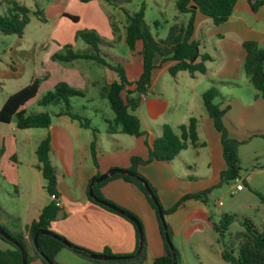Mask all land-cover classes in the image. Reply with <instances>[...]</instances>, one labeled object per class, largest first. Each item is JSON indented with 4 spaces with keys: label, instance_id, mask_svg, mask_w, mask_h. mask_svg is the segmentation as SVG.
Segmentation results:
<instances>
[{
    "label": "crops",
    "instance_id": "obj_1",
    "mask_svg": "<svg viewBox=\"0 0 264 264\" xmlns=\"http://www.w3.org/2000/svg\"><path fill=\"white\" fill-rule=\"evenodd\" d=\"M107 7L109 5L102 0L85 3L79 0H52L48 4L47 16L44 17V21L54 18L50 42H43L41 45H36V42L27 43L23 39V33L21 37L17 36L16 48L9 49L10 62L0 65V91L7 83L19 81L29 74L30 81L34 78L41 79L36 95L45 85L48 92L58 82H65L83 92L80 98L90 101V108L72 97L70 111L88 118L90 126L96 129L97 164L93 163L90 154L93 138L91 129L81 127L77 120L67 115H56L64 110L60 109L55 113L49 112L51 123L47 128L19 129L15 121L4 123L9 129L0 127V175L3 173L2 180L15 187V197H19L21 192L25 196L28 188H33L32 180L36 182L38 178L36 173L41 176L36 168L38 162L34 163L35 149L43 137L49 136L50 161L57 170L58 199L62 210V216L52 221L51 230L72 244L94 253L106 254L109 251L111 255H129L134 253L136 244L133 224L122 215L88 199L90 179L113 167L128 168L132 157L146 158L150 145L161 134L163 125H169L179 134L178 127L193 117L196 119L197 145L189 144L170 161L152 160L140 164L137 172L155 188L158 201L164 209L188 193L217 185L220 172L225 169L226 163L222 155L220 134L202 102L203 92L212 86L218 91L215 102L218 101L216 103L219 109H226L223 121L229 136L248 143L254 139H264V100L254 87L248 86L246 75L242 71L245 57L242 43L254 41L264 48V5L253 11L246 0H238L229 19L218 25L213 24L207 16L196 12L191 38L199 43L201 54L211 57L205 62L206 71L191 75L186 70H180L172 76L169 68L175 64L174 60L163 61L152 70L149 91L142 96L139 106L133 111L140 121L141 130L145 132L143 136L112 133L108 130V121L113 119L114 114L109 116L108 101L107 106L101 105L98 97L106 98L104 88L119 80L114 70L101 65L99 72H102L104 78H97V75L94 76L96 65L100 64L91 59L62 62L51 58L54 53L62 52L65 45L72 46L74 51L87 50V46L83 50L76 48V32L83 21L87 23L83 30H92L96 34L99 32L103 36L111 35L113 38L117 37L116 40L123 38L125 43V24L121 29L112 17L114 13L109 12ZM120 7H124V3ZM120 7L117 6L121 10ZM66 15L76 16L77 20H71ZM188 17L189 15L181 19L180 16H174L173 24L185 23ZM112 23L117 27L115 33ZM99 46L105 52L111 53L102 45ZM141 48L142 42L139 40L135 44L134 54L128 51L127 58L120 57L130 83L138 79L142 70L139 54ZM134 87L131 84L126 89L132 90ZM88 88L97 89L98 95H88ZM10 94L0 95V107ZM36 95L22 106L25 111L26 105L36 99ZM122 95H125V91ZM85 108H88L87 112L82 111ZM97 115L101 117L103 126L96 123ZM33 129L42 131L34 132ZM27 147L30 148L29 159L20 171L21 156ZM256 163L261 164L259 160ZM252 173L245 176L246 182L251 181L253 175L264 174V165H259ZM99 191L105 200L138 219L146 250V259L142 264H153L155 258L164 254V246L155 211L145 196L135 185L122 178L111 179ZM50 201L46 193L41 199L28 197L21 212L3 209L5 223L9 222L10 216H14L26 228L38 218L41 209ZM213 205L218 207L221 203L213 201ZM212 213L218 215L220 211L217 209L213 212L208 202L187 199L174 212L165 215L164 219L174 247L181 248L183 239L198 238L196 248L199 253L204 250L215 264H228L198 237L209 231L217 247H220L217 233L213 229V224L217 222ZM24 238L28 239L26 231ZM55 261L57 264H96L80 257L69 248H61L55 255ZM27 264L42 262L29 250Z\"/></svg>",
    "mask_w": 264,
    "mask_h": 264
},
{
    "label": "trees",
    "instance_id": "obj_2",
    "mask_svg": "<svg viewBox=\"0 0 264 264\" xmlns=\"http://www.w3.org/2000/svg\"><path fill=\"white\" fill-rule=\"evenodd\" d=\"M79 1L85 3L92 0ZM102 1L109 6L120 7L122 3L125 1L129 2L130 0ZM237 1L238 0H176L175 7L177 11L179 13L188 14L189 17L185 23L171 25L166 39L160 42L156 41L151 36L144 25V1L140 3L138 10L133 12H129L125 7H120L125 15V44L129 53L134 54L136 42L139 40L142 42V48L139 53L142 59V70L138 79L133 83H130L126 78L122 65V58L100 49L99 44L101 39L98 34L92 30L84 29L76 32V39L80 38L84 41V43L89 46V51H74L72 46L65 45L62 52L54 53L51 58L52 60L62 62H69L76 59H91L100 65L107 66L114 70L118 74L119 80L113 81L104 88V95L109 103L110 109L114 113L113 119L108 121V130L112 133L120 132L133 136H143L145 135V132L141 130L140 121L133 111L139 106L142 95H146L149 91L152 70L163 61L174 60L175 64L169 68V73L172 76H175L180 70H186L191 75H194L196 72L205 73V62L211 59V57L207 54H201L199 52V43L191 38L194 31L195 14L196 12H199L210 18L213 24L218 25L229 19ZM246 1L249 3L253 11H256L260 6L264 5V0ZM31 14L36 15L37 13L36 11L31 12L28 7L20 5L15 1L8 2L7 15H0V32L6 35L14 34L21 37L24 33L26 24L32 16ZM66 16L71 20H77L76 16ZM40 20L44 21L45 18L40 17ZM112 30L114 33L117 30L114 23H112ZM242 46L245 49L242 71L248 77L257 93L264 100V48L258 46L254 41H244ZM40 81L41 79L34 78L25 86L11 93L4 100L0 107L1 123L15 121V125L19 129L47 128L50 125L51 114L49 112L40 111L37 113H26L25 109L22 108L28 100L36 95ZM131 84H134L135 87L132 90L126 89V86ZM123 91H125L124 96L122 95ZM80 96H83L81 90L72 88L65 82H58L52 90H49L42 96L38 103L43 106L63 103L65 109L56 115H67L70 118L77 120L81 127L91 129L93 138L90 143V154L93 163L97 164L96 129L90 126L88 118L76 115L70 111V99L72 97ZM217 96L218 91L214 86L210 87L202 94V102L206 111L212 116L214 126L220 134L222 155L226 163L225 169L220 172V181L217 185L197 192L188 193L172 206L164 209L158 201L155 188L137 172V166L140 164H145L152 160L170 161L189 144L197 145L196 119L193 117H191L186 124H182L178 127L179 134H177L169 125H163L161 134L153 140L149 147L148 156L146 158L132 157L130 160V166L128 169L138 177L147 181L164 216L174 212L183 201L187 199H197L207 203L209 200V194L213 189L220 187L224 183H230L240 176L241 161L239 148L242 141L229 136L223 121L226 109H219L218 104L215 102ZM50 150V138L49 136H45L39 141L35 149V155L38 162L36 168L41 173L43 188L48 196L54 194L58 197L57 170L51 164ZM114 178H122L135 185L145 196L151 208L155 211L159 231L163 240L164 254L155 258L153 264H173L171 251L165 242L163 227L157 215L156 204L149 197L139 179L127 174L115 173L113 176L99 183H95L93 186L94 194L98 198L105 200L101 196L99 188ZM245 181L246 180H243L244 183ZM256 195L264 205V195L258 192ZM88 199L109 211L117 213L111 208L95 202L89 196ZM60 209L61 208L56 206L55 201L53 200L47 203L41 209L38 218L26 226L25 231L28 239L22 237L19 233L9 231L4 225L0 224V227L26 248L28 259V247H30L35 257L39 258L42 264H49L35 250L32 238L34 232L38 229L51 230V223L55 220ZM126 219L130 221L128 218ZM233 219V216L230 214H221L218 222L213 224V229L217 233V243L220 245V256L222 260L229 264H264V225L261 228H257L252 221L245 219L240 224L242 230L232 233L229 231V227L232 224ZM8 221V223H11L8 224L11 229H15V223L18 222V219L14 216H10V220ZM131 223L133 224V222ZM133 226L136 238L135 253L139 246V237L135 224H133ZM166 226L170 236L167 223ZM21 237L26 239V242L28 243L27 245H25ZM142 238V244L136 257L118 260H97L90 258L89 253L91 251L75 244H73L72 247H67L60 240L48 235H39L37 237V242L42 252L55 263L56 253L61 248H69L80 257L88 259L96 264H142L146 259L143 231ZM0 241L6 243L0 245V264H21V252L19 248L6 240L2 235H0ZM175 251L177 264H179L177 250L175 249ZM105 253L111 255L109 251H106Z\"/></svg>",
    "mask_w": 264,
    "mask_h": 264
},
{
    "label": "rangeland",
    "instance_id": "obj_3",
    "mask_svg": "<svg viewBox=\"0 0 264 264\" xmlns=\"http://www.w3.org/2000/svg\"><path fill=\"white\" fill-rule=\"evenodd\" d=\"M15 1L19 3L20 5H24L28 7L31 12L36 11V15L31 14L29 22L25 26L24 30V36L23 39L27 43H33L36 42V45H41L43 42H50V34L54 30V18H47L46 21L42 22L40 20V17H45L47 14V8L48 4L52 0H0V15H7V8H8V2ZM144 1L145 3V10H144V25L148 32L151 34V36L158 42L166 39L171 25L174 23V16H180L181 19H185L188 15L184 13H179L175 7L176 0H130L124 2V7L129 12H133L138 10L140 3ZM109 12H113L114 16H112L117 24H119L120 28H122L124 22L125 15L124 13L114 6L107 7ZM106 10V13H107ZM103 22V20L101 19ZM84 25L87 26V23L85 21L82 22L78 27L79 30H83ZM103 37V38H101ZM110 35V34H109ZM98 36L101 39L100 45L102 47L106 48L109 52L122 57L127 58L129 56L127 47L124 43L123 38L120 40H116L117 37H111L108 35L103 36L98 32ZM17 35L9 34L6 35L2 32H0V65L9 63V49H15V41L17 40ZM77 47L78 49H84L87 46V50L89 51V46L84 43L80 38H77ZM141 45V43H140ZM75 49V48H74ZM202 49V46H201ZM77 51V50H76ZM97 71H95V75L97 78L100 76L104 78V75H102V72H99V69L102 68L101 65H96ZM103 70V69H101ZM31 74V73H30ZM131 76V75H130ZM245 76V75H244ZM100 77V78H101ZM248 86L250 88H253L252 84L249 79L245 76ZM30 75H25L23 79H20L19 81H13L11 83H7L3 89L0 91V95H5L6 93H12L19 88L25 86L30 81ZM244 80V79H243ZM46 85L41 89L38 94L36 95V99L30 101L26 106V113H37L39 111H48L50 113H55L59 111L60 109H65V106L63 103H59L56 105H47L43 106L40 105L39 100L42 98L45 90ZM73 88V87H72ZM51 90L53 88H50ZM88 95H95L97 96V89H89L88 88ZM1 98V96H0ZM99 103L101 105L105 104L107 106V99L98 97ZM73 100H79L82 105H87L89 108L91 106L90 101H85V99L80 97H74ZM218 102V101H216ZM109 108V107H108ZM75 110H78V108H75ZM106 110V109H105ZM109 110V116H113V111L111 109ZM81 111V110H78ZM82 111H88V108H85ZM90 114V112H89ZM97 122L98 125L103 126L102 119L99 115H97ZM0 127L2 128H8L7 124L0 123ZM9 131V130H8ZM34 132L42 131V129H33ZM1 148V146H0ZM1 154V150H0ZM30 154V148H25L23 151V155L21 156V166L20 171L24 169L26 165V160L29 159ZM239 155L242 161L241 164V171H240V177H245L247 174L252 175L253 171L259 167V165H264V139H254L251 141V143L243 142L240 145ZM256 160L261 163L257 164ZM34 163H37L36 157L34 155ZM38 178L35 182V180H32L33 188H28V191H26L25 196L24 193L19 197H15V187L9 185L8 183L4 182L2 180L3 173L0 175V224L4 225L9 231H13L16 233H19L24 237L25 233V227L23 225V222L19 220V222L15 223L16 228L11 229V227L8 224L11 223H5V217H4V211L3 209L11 210L13 211H22L24 209L25 204L24 202L28 199V197L32 196L33 198H40L44 196L45 191L43 190V180L39 173ZM233 181L227 184H222L220 187L215 188L213 192L209 195V206L213 209V212H216L217 209L220 211V214L215 215L212 213L213 218L216 222H218L219 217L221 214H230L233 216V222L229 227V231L232 233L238 232L242 230V226L240 225L241 222H243L245 219L252 221L257 228H261L264 225V205L260 202L258 196L256 193H261L264 195V174L262 175H253L251 178V181H248L245 183L243 182L244 189L243 191H238L233 194L230 193V188L233 186ZM13 196V197H10ZM213 201H220L221 205L216 207L213 205ZM2 208V211H1ZM7 210V211H9ZM12 214V213H11ZM16 230V231H15ZM12 232V233H13ZM17 235V234H14ZM22 239V241L27 245L26 239ZM198 237L200 239H203L204 243L210 247V250L221 258L219 253V248L217 247L215 243V239L213 238L212 233L210 234L209 231L200 234ZM196 242H198V238H191L188 240V238L182 240V247L179 246L174 247L175 249H178V259L179 264H215L212 258L207 254L204 250H202L200 253L198 252L196 248ZM6 244L3 241H0V245ZM175 246V245H174ZM28 247V246H27ZM218 248V249H217ZM28 249L31 251L30 247ZM222 259V258H221ZM229 264V263H228Z\"/></svg>",
    "mask_w": 264,
    "mask_h": 264
},
{
    "label": "water",
    "instance_id": "obj_4",
    "mask_svg": "<svg viewBox=\"0 0 264 264\" xmlns=\"http://www.w3.org/2000/svg\"><path fill=\"white\" fill-rule=\"evenodd\" d=\"M115 173L127 174V175L135 177L141 181V183H142L143 187L145 188L147 194L152 199V201L156 204L157 215H158V217L161 221L162 227H163L164 239H165V242L167 243V245L169 247V250L171 251L172 263L177 264L176 251H175L174 245L172 243V240L169 236L162 209L159 206L156 197L152 193L147 181L138 177L136 174L131 172L128 168H117V167L110 168L106 172L91 178L90 182L88 184V196L92 200H94L95 202L111 208L112 210H114L118 214L128 218L131 222H133V224H135L137 231H138L139 246H138V249L135 253L129 254V255H109V254H100V253L90 252L89 257L93 258V259H97V260L131 259V258H134L138 255L141 244H142V239H143L142 238V228H141V225H140L138 219L133 214H131L130 212L118 207L117 205L113 204L112 202L98 198L93 192V186L95 183H99V182L113 176ZM61 216H62V210H59L57 215H56V218H60ZM0 235H2L6 240L10 241L12 244H14L16 247L19 248V250L21 252V264H27L28 255H27L26 248L18 240H16L9 233H7L5 230H3L1 227H0ZM39 235H48V236H51L53 238H56L57 240H60L67 247L73 246V244L71 242H69L67 239L60 236L59 234L53 232L52 230H46V229L36 230L34 232L33 238H32L33 245L35 247V250L39 253V255L41 257H43L49 264H56V263L53 260L49 259L40 249L38 242H37V237Z\"/></svg>",
    "mask_w": 264,
    "mask_h": 264
},
{
    "label": "built area",
    "instance_id": "obj_5",
    "mask_svg": "<svg viewBox=\"0 0 264 264\" xmlns=\"http://www.w3.org/2000/svg\"><path fill=\"white\" fill-rule=\"evenodd\" d=\"M142 96H144V95H142ZM245 178L246 177H240L239 176L235 180H233L234 184L230 188V193L231 194H233L235 192H238V191H241L244 188L243 180H245ZM49 197H50L51 200L55 201L56 206L61 207V202H60V200L58 199L57 196H55L54 194H51Z\"/></svg>",
    "mask_w": 264,
    "mask_h": 264
}]
</instances>
